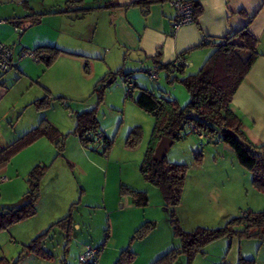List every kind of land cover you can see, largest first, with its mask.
<instances>
[{"label":"rangeland","instance_id":"rangeland-1","mask_svg":"<svg viewBox=\"0 0 264 264\" xmlns=\"http://www.w3.org/2000/svg\"><path fill=\"white\" fill-rule=\"evenodd\" d=\"M74 13L81 17V35H77L76 23V35L72 39L69 35L61 38L63 47H67L62 49H71L84 61L57 63L49 73L43 72L48 67L41 61L37 65L41 69L39 74L34 72L32 79L16 77L9 85L19 98L9 126L24 134L45 115L50 119L55 116L62 123L66 140L62 156L54 145V155L37 146L22 153V157H14L0 170V177L9 178L7 182L0 181L1 208L22 201L29 189L27 177L35 166L49 168L41 180L40 198L43 196L37 201L36 214L0 230V260L14 264L24 245L44 234V248L54 257L46 259L27 253L17 264H82L79 256L88 248L100 249L98 264H152L181 244V239L173 233V214L183 230L192 231L198 227L225 226L247 210H264V193L254 187L252 172L239 163L235 153L233 160L229 156L224 158L222 141H209L191 124L186 125L184 137L170 146L165 159L188 166L181 203L175 206L165 199L162 191L141 173L147 150L156 143V151L162 138L154 133L155 117L143 111L135 99L141 88H146L185 106L189 92L179 81L171 82L165 69H159V78L154 79L146 72L152 68L145 64L130 67L137 87L127 97L128 84L119 72L125 62L114 55L103 59L104 47L112 42L108 12L96 8L88 13ZM91 23H97L98 30H90ZM30 42L36 43L35 39ZM27 58L33 62L31 57ZM108 61L114 74L105 77L108 70L101 73L100 68L108 69L105 64ZM198 69L185 73H195ZM110 78L113 82L104 88ZM46 94L50 96V105L38 109L33 103ZM92 109L97 111L99 129L112 142L109 149L106 140L83 144L74 134L76 116ZM133 131L134 143H128ZM199 152L203 155L201 164L195 158ZM70 153H74L72 162L68 159ZM133 190L146 192L148 205H137L131 194ZM203 251L192 264H240L242 259L252 258L255 264H264V239L256 237L220 238L207 244ZM130 255L133 260L129 263ZM175 264H189L188 258L183 254Z\"/></svg>","mask_w":264,"mask_h":264},{"label":"trees","instance_id":"trees-1","mask_svg":"<svg viewBox=\"0 0 264 264\" xmlns=\"http://www.w3.org/2000/svg\"><path fill=\"white\" fill-rule=\"evenodd\" d=\"M159 1L166 0H134L130 5L141 7L143 13L147 14L149 7ZM192 1L194 5V22H196L203 9L197 0ZM65 4H67V7L60 10L61 12L88 13L98 8L85 7L83 0H67ZM43 15L45 13H32L28 17L31 18V23L34 24L38 23ZM252 19L251 17L249 22ZM16 25L20 26L19 23H16ZM202 47L211 48L212 52L195 73H185L186 65L177 64L175 61L167 64L158 62L156 67V69H165L171 82L179 81L186 87L190 99L185 106L179 105L175 99L156 95L146 88H141L135 103L143 111L155 117L154 133L159 138L167 136L172 138L174 142L181 140L185 135L182 133L186 125L191 124L198 130L200 135L204 134L205 137H208L209 141L214 142L215 139H218V142L222 141L229 145L234 150L239 163L252 172L254 187L259 192L264 193V144L256 145L250 140L244 132L241 117L231 108L235 93L259 57V40L250 33L249 26L246 25L239 30L230 31L223 38L205 37L197 47L187 50L179 56L186 59L187 53ZM33 52L40 61L46 63L45 66L47 67L51 66L65 53L62 49L52 45L39 46ZM119 72L122 73L124 82L130 88L127 97H131V93L135 90L137 84L132 79L131 73H124L122 70ZM146 72L148 73V71ZM177 72L180 75H177ZM49 97V94H46L45 97L37 99L33 104L38 109L47 108L50 105ZM96 112L95 109H92L79 113L76 116L74 134L80 137L81 143L86 144L88 141L98 140L96 134L101 132L103 134L102 138L106 140L109 149L112 142L106 133L99 129ZM135 135L133 131L128 143L130 141L134 143ZM42 138L49 140L56 147L58 155H63L66 135L48 119L43 118L36 127L0 150V170L6 168L7 164L21 151ZM103 140H99L100 143ZM156 145L155 143L153 147L147 150L140 168L141 173L162 191L168 202L178 206L181 203L180 195H182L185 185L188 166L167 162L165 160L166 156L162 161L157 160L156 148H154ZM195 158L197 163L201 164L203 161L202 152H199ZM48 169L47 165L35 166L27 177L29 189L24 194L22 201L0 208V230L36 214L37 201L41 195V180ZM8 180V177L6 181L0 179L1 182H7ZM131 194L137 205H148L149 197H147L146 192L133 190ZM171 224L174 230L173 233L181 239V244H179V247L166 252L152 264H175L183 254L188 258L189 264H192L197 255L204 253L203 249L207 244L224 237L238 236L241 238L256 237L264 239V210L258 212L244 211L239 216L231 219L225 226L219 228L198 227V229L192 231H185L181 228L178 218L174 214ZM44 242L45 235L42 234L24 245L19 258L14 264H17L23 254L27 253H33L40 258L52 259L54 256L44 248ZM132 260L133 255H130L128 262L130 263ZM0 264H9V261L3 259L0 260ZM240 264H255V259H242Z\"/></svg>","mask_w":264,"mask_h":264},{"label":"crops","instance_id":"crops-1","mask_svg":"<svg viewBox=\"0 0 264 264\" xmlns=\"http://www.w3.org/2000/svg\"><path fill=\"white\" fill-rule=\"evenodd\" d=\"M66 1L0 0V41L11 46L14 61L17 64L16 67L0 77V150L23 134L9 126L13 116L11 113L16 112L19 104L18 96L9 85L14 82L13 79L16 77L32 79L35 76L34 72L37 71L39 74L41 71L37 66L41 63L40 60L31 58L34 62L31 63L27 57L20 59V54L24 50L31 51L32 49L33 51L39 46L52 45L60 49L67 48L63 47L65 45L61 38L69 35L72 39L76 35V23L79 25L78 28L80 27L81 17L75 13L60 11L67 7ZM83 1L85 7H98L108 12L107 23L112 32V42L104 47L103 59H107L109 55L122 58L125 62V67L122 68L125 70L122 68L120 70H124V73H131V75L133 66L147 64L149 68H156L158 62L162 64L174 62L179 54L197 47L205 37L223 38L230 31L239 30L248 25L250 33L259 40V57L235 93L231 108L241 117L244 132L250 140L256 145L264 144V0H197L203 9L201 16L196 22L184 25L177 31H173L176 11L169 0L152 4L147 14L143 13L141 7L130 5L134 0ZM32 13H45V15L41 16L38 23L32 24L31 18L28 17ZM251 17L253 19L249 22ZM16 23H19L20 26ZM92 24H90V30H98L97 23ZM17 27L23 28V31L20 33L15 31ZM77 35H81L80 28L77 30ZM32 39H35L34 45L30 42ZM62 50L65 53L51 66L44 68L43 72L49 73L51 69L54 70L57 63L68 65L76 62L77 59L84 61L82 56L73 53L70 51L71 49ZM211 52V48L202 47L187 53L185 58L189 65L186 66L185 72L196 67L200 68ZM109 63V61L105 63L108 69L100 68L101 73L103 70L104 72L108 70L105 77L114 74V69ZM93 74L95 76L96 67H94ZM132 79L135 80L133 75ZM54 117L50 119L48 115H45L44 118L61 129L62 132L61 121ZM36 120L35 118V122H38ZM6 123L8 127L5 129ZM220 145L225 153L224 158L229 156L233 160L234 150L224 142ZM37 146L45 148L51 155L55 154L53 144L42 138L15 157H22V153H27L25 151H31V149L35 150ZM79 149L82 150L80 145ZM73 154L68 155L71 162ZM42 162L45 161H40L41 164ZM3 176L1 175V177ZM42 196L39 198L40 200ZM127 203L129 205L131 203L129 198Z\"/></svg>","mask_w":264,"mask_h":264},{"label":"built area","instance_id":"built-area-1","mask_svg":"<svg viewBox=\"0 0 264 264\" xmlns=\"http://www.w3.org/2000/svg\"><path fill=\"white\" fill-rule=\"evenodd\" d=\"M172 7L176 11V18L173 22V31H177L179 28H181L184 25L191 24L194 22V5L192 0H170L169 1ZM15 31H18L19 33L23 31V28L17 27ZM20 59L24 57H31L34 60H39L37 55L30 50H24L22 54H20ZM175 63H179L180 65H186L188 66L189 63L186 59L180 57L179 55L175 58ZM17 64L14 61V55L13 50L10 45L1 42L0 41V76L9 70H11L13 67H16ZM158 71L156 68L148 70V73L154 78L158 79V74H156ZM131 86V85H129ZM130 91V88L126 91V94L128 95ZM197 132L198 130L194 128ZM103 134L101 132L96 134V138L98 140H103ZM2 181H6L7 177L0 178ZM100 258V249H92L88 248L84 253H81L79 256V260L82 262V264H98V260Z\"/></svg>","mask_w":264,"mask_h":264},{"label":"water","instance_id":"water-1","mask_svg":"<svg viewBox=\"0 0 264 264\" xmlns=\"http://www.w3.org/2000/svg\"><path fill=\"white\" fill-rule=\"evenodd\" d=\"M113 82V78H110L106 84H104V88H106L108 85H110ZM174 143V140L172 138H169L167 136L163 137L161 142L158 144L156 152V158L159 161H162V159L167 155V153L170 151L171 147ZM264 156V153H263Z\"/></svg>","mask_w":264,"mask_h":264}]
</instances>
